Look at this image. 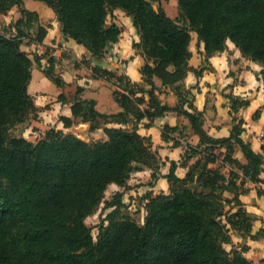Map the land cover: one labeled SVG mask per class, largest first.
<instances>
[{
	"label": "trees",
	"instance_id": "1",
	"mask_svg": "<svg viewBox=\"0 0 264 264\" xmlns=\"http://www.w3.org/2000/svg\"><path fill=\"white\" fill-rule=\"evenodd\" d=\"M38 1L54 11L67 38L97 58L119 41L122 27L108 19L115 9H122L140 35L134 48L145 59L140 70L143 81L93 67L94 76L113 87V97L122 108L114 114L98 111L94 99L79 98L82 89L77 88L73 118L60 116V120L65 127L88 124L91 131L111 122L130 125L105 126V140L86 141L56 128L36 141L12 134L17 125L38 117L28 86L34 60L40 56L31 58L21 45L39 16L26 9L23 0H0V13L18 6L22 14L14 25L16 35L0 32V264H257L246 257L247 245L233 243L232 231L252 239L264 235V229L253 232L254 220L240 198L249 192V182H264L263 155L243 139L244 120L236 115L228 136L210 135L204 112L196 108L194 93L183 82L190 71L200 76L206 68L190 65L195 32L207 59L223 52L231 40L243 56L261 65L264 83V0H177V18L150 0ZM37 30L34 39L42 42L47 30L42 26ZM44 72L64 86L52 58ZM163 87L174 92L175 104L160 99ZM230 98L232 115L249 105L248 100ZM168 112L188 118L199 143H188L180 162H171L166 175L169 194H145L141 223L127 211L128 181L133 171L147 167L152 170L148 184L154 185L162 162L138 125ZM178 129L165 125L162 136L168 139L166 131ZM178 166L188 168L185 177L176 175ZM111 183L123 190L105 199ZM102 203L107 213L94 240L86 219Z\"/></svg>",
	"mask_w": 264,
	"mask_h": 264
},
{
	"label": "crops",
	"instance_id": "2",
	"mask_svg": "<svg viewBox=\"0 0 264 264\" xmlns=\"http://www.w3.org/2000/svg\"><path fill=\"white\" fill-rule=\"evenodd\" d=\"M172 2L178 5L177 0H172ZM23 6L39 16L38 21L34 22V27L30 31L32 35L29 38L24 37L21 45V48L28 52L31 58L30 51L40 56V59L33 63L32 79L28 86V91L38 109V117H30L25 123H22L25 126L22 133L17 136L31 140L29 134L38 132L40 133L39 138H41L48 129L56 128L62 129L66 133H75L86 141H97L107 139L105 126L130 127V125L111 122L95 131L85 130L79 134L76 130L77 127L80 126V128L88 130L89 125L80 123L65 127L60 116L73 118L71 107L77 94V88L82 89L79 98L96 100L98 111L106 114L122 111L121 106L113 97L112 85L103 78L95 77L93 67L99 66L119 74H126L134 82L143 81L140 70L145 59L140 51L134 48V43L140 42V35L133 25L132 18L120 8L113 11L114 15L125 14L124 24L117 19L111 21L122 27V34L118 42L108 46L104 57L97 58L84 45L76 43L63 34L61 24L52 9L38 0H23ZM163 8L168 15L175 18L168 13L165 7ZM3 16L6 19L4 25L9 26L13 21L14 23L17 22L22 14L19 7L14 6L7 14L0 13V19ZM39 26L47 30L42 42H37L34 39ZM190 50L192 52L190 65L197 69L203 66L206 68L200 76L190 71L183 83L186 88L194 93L196 108L204 112V127L207 132L213 137L228 136L232 129L233 116L236 115L244 120L243 139L249 141L253 149L261 153L264 159V150L262 149L264 143V83L260 75L261 65L243 56L240 49L231 40L227 41V47L223 52L216 53L207 59L204 43L198 41L195 32H192ZM51 58L54 61L55 72L65 82L64 86L56 85L44 72V68L50 66ZM155 82L158 86H162L158 78H155ZM61 94L65 96V99L59 98ZM230 96L248 100L249 105L239 107V110L232 115ZM160 99L169 104H175L177 101L174 92L166 87L162 88ZM257 111L259 114L256 118L254 115ZM165 125L178 126L179 129L174 132L166 131L169 138L165 139L162 136ZM138 132L151 138L152 147L162 162L159 178L154 185L148 184L152 179V170L147 167L133 171L128 181L129 189L126 194L135 193L139 195L143 203V216H145V194L147 192H152L154 195L160 192L170 193V184L166 175L169 173L171 162L179 163L186 145L188 143L197 145L199 137L194 134L188 118L176 112H168L164 116L157 117L153 122L143 119L138 125ZM175 141L178 144H175ZM220 152L223 153V151ZM236 155L241 161H245L239 152ZM194 161L195 159L192 160V162ZM187 171V167L178 166L175 173L178 177L183 178ZM261 178L264 180V174L261 175ZM133 181L142 185L135 187L132 184ZM248 186L249 192L241 195L240 198L254 220L253 232L256 233L264 229V194H258L259 190H264V182H249ZM122 190V187L111 183L105 195L108 191L114 194ZM232 240L239 247L241 245L248 246V250L245 252L247 258L257 264H264V235L252 239L232 231ZM226 247L230 249L231 245L227 244Z\"/></svg>",
	"mask_w": 264,
	"mask_h": 264
},
{
	"label": "rangeland",
	"instance_id": "3",
	"mask_svg": "<svg viewBox=\"0 0 264 264\" xmlns=\"http://www.w3.org/2000/svg\"><path fill=\"white\" fill-rule=\"evenodd\" d=\"M152 2V4L154 5L155 8H157L158 6H162L165 7L168 11L169 14L173 15L175 18H177L179 16V6L176 5V3L172 2V0H161L160 2L156 1V0H150ZM176 1V0H175ZM41 3H43L45 6H47L44 2L39 1ZM48 8H50L49 6H47ZM51 9V8H50ZM7 14V13H6ZM114 19H117L119 21H121L124 24V19H125V14L122 15H114L113 13L111 14V16L108 19V22L111 23V21H113ZM6 21L5 17L3 16L2 19H0V32L1 33H6L7 35L10 36H14L17 34L16 29H15V23L14 21L8 26V25H4V22ZM31 31V30H30ZM30 35H32V33L30 32ZM29 38V37H28ZM30 54L32 56V58L34 59V56L37 55L36 53H34L33 51H30ZM36 62V61H34ZM117 102V101H116ZM31 122V121H30ZM25 124L19 125L18 127H15L12 129V134L14 135H20L22 133V129L24 128ZM77 132L82 133L83 131H89L90 129H82V127L80 128L77 127L76 128ZM77 135V134H76ZM29 136L31 137L32 141H36L37 139H39L40 133L38 132H31L29 134ZM36 136V137H35ZM219 154H223L222 152H219ZM132 184L135 187H140L142 184H137L136 181L132 182ZM113 195V193H111V191H108L105 195V199H109L111 198ZM125 199V203L127 206V211L131 214L132 217L136 218L137 221L143 223L144 221V209L143 207V203L142 200L140 199L139 195H136L135 193H133L131 195V193L126 194ZM103 203L101 204L99 210L89 216L86 219V223L87 225L91 226L93 228V236H94V240H97L98 237V232H99V224L101 223L102 218H104L106 216L107 211L103 210Z\"/></svg>",
	"mask_w": 264,
	"mask_h": 264
}]
</instances>
